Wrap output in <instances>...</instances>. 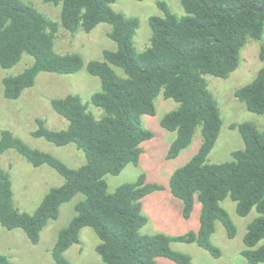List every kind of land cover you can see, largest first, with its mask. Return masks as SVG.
I'll use <instances>...</instances> for the list:
<instances>
[{
    "label": "trees",
    "instance_id": "trees-1",
    "mask_svg": "<svg viewBox=\"0 0 264 264\" xmlns=\"http://www.w3.org/2000/svg\"><path fill=\"white\" fill-rule=\"evenodd\" d=\"M117 0H45L62 6L60 21H54L23 0H0V68L12 69L25 55L34 62L23 72L3 80L4 95L18 100L36 85L41 73L71 75L82 71L80 54H60L56 39L61 28L75 35L91 33L109 24V37L118 48L106 50L103 61H90L88 72L101 80V91L91 103L103 114L97 118L81 97L69 95L51 100L53 109L69 124L64 130L48 128L38 119L32 133L58 146L74 144L87 162L71 168L56 156L34 149L9 130L2 131L0 154L16 150L35 168L49 166L65 180L52 188L33 213L15 206L10 174L0 168V225L8 230L22 229L37 245L50 221L57 220L64 204L77 195L85 199L76 205V215L60 231L52 249L56 264H72L65 256L81 243V232L91 228L100 239L97 253L102 264H160L165 258L176 264H195L188 254L173 250V243L197 244L215 259L222 256L212 243L221 222L230 239L237 227L222 203L230 198L240 217L255 209L258 216L247 226L242 256L248 264H264V130L250 122L233 124L244 140V149L234 151L232 160L210 164L208 159L220 137L223 119L219 103L209 89L207 76L228 80L240 67L242 52L251 42H262V67L256 78L238 89L237 99L247 109L264 118V0H181L186 15L174 14L165 2L158 6L164 16H153L151 45L143 52L136 48L140 28L138 18L114 10ZM141 2L143 0H134ZM121 69L125 76L118 75ZM163 95L179 106L162 119V127L177 136L167 154L177 159L192 146L199 130L198 152L171 176V193L183 203V216L189 220L196 201L201 204L198 231L180 236L163 233L145 235L149 223L143 201L166 186L148 181L142 174L113 193L108 175L119 176L128 165H140L143 144L155 133L142 123L144 115L155 116L156 101ZM0 264H11L0 254Z\"/></svg>",
    "mask_w": 264,
    "mask_h": 264
},
{
    "label": "rangeland",
    "instance_id": "rangeland-1",
    "mask_svg": "<svg viewBox=\"0 0 264 264\" xmlns=\"http://www.w3.org/2000/svg\"><path fill=\"white\" fill-rule=\"evenodd\" d=\"M23 1L51 20L60 21L62 6L55 7L45 3V0ZM159 2L167 3L172 12L179 17L186 15L181 0H143L141 2L117 0L113 5L115 11L140 20V28L135 38L139 52L145 51L151 45L150 18L164 16L158 6ZM111 29L109 24H101L91 33L80 31L73 35L61 28L56 39V51L60 54H80L85 61L84 69L71 75L41 73L36 85L24 91L18 100L5 98L3 80L23 72L34 62V59L25 55L14 68H0V139L2 131L9 130L34 149L56 156L71 168H79L86 164L85 153L78 150L74 144L58 147L45 139L33 137L32 133L38 129V119L45 120L48 128L52 130H64L68 127L69 122L51 105V100L56 98L79 96L85 104H90L89 110L97 118L102 116L103 111L91 103L93 95L101 91L102 83L98 77L88 72L87 65L90 61H103L104 51L117 50V44L109 37ZM262 44V42L253 41L245 48L239 69L228 80L213 76L206 77L209 89L219 103L223 119L220 137L208 159L210 164L231 161L234 151L244 149L245 144L241 133L238 129L231 128L233 124L250 122L257 125L261 131L264 130V118L250 112L235 95L238 89L251 83L261 69L262 63L259 56ZM114 69L118 75L125 76L121 69ZM178 106L176 101L166 100L161 95L156 101V115L142 117L143 126L153 131L155 138L143 144L144 153L140 165L136 167L130 164L119 176L106 177L111 193L126 183L137 181L142 174L147 175L149 182L166 186L165 190L155 192L143 201L144 213L150 221L142 231L145 235L163 233L169 236H180L188 231H195L196 226L200 225L201 204L196 201L193 219L187 221L182 216V211L175 205L180 200L174 197L169 188L172 174L192 159L202 141L201 130H199L191 147L183 151L177 159L168 160V151L177 134L165 130L161 122L167 113L177 109ZM0 168L11 176L15 206L20 211L30 214L38 209L52 188L65 183L64 178L53 168L47 165L35 168L16 150L0 154ZM84 199L85 196L79 194L71 202L64 204L59 218L50 221L37 245L29 240L24 230H8L0 225V254L8 256L11 264H56L52 249L60 231L66 228L76 215V205ZM222 206L229 212L238 231L237 236L230 239L224 225L221 222L217 223L212 243L221 249V258L215 259L197 244L173 243V250L190 255L195 264H248L242 256L245 249L243 240L247 233V226L258 216V213L254 209L247 217H240L236 211V203L230 198L226 199ZM183 207L182 203V210ZM166 214L169 215L167 220ZM170 233L173 234L170 235ZM99 243L100 239L94 230L84 228L81 232V243L71 247L65 256L72 264H102V259L97 253ZM158 261L160 264H176L165 258Z\"/></svg>",
    "mask_w": 264,
    "mask_h": 264
},
{
    "label": "crops",
    "instance_id": "crops-1",
    "mask_svg": "<svg viewBox=\"0 0 264 264\" xmlns=\"http://www.w3.org/2000/svg\"><path fill=\"white\" fill-rule=\"evenodd\" d=\"M175 205H176V207L178 208V210H181L182 213H183V210H182V202H181V201L176 202ZM182 213H181V214H182ZM168 216H169L168 214L165 215L166 220H167ZM182 216H183V214H182ZM183 217H184V216H183ZM191 219H193V218L191 217L189 220H187V219H185V220L190 221ZM149 222H150V221H149ZM199 226H200V225L196 226V228H195L194 230H195V231H198ZM179 230H180V228H179ZM191 231H192V230H191ZM159 232H160V231H159ZM188 232H190V231H188ZM188 232H186V233H188ZM186 233H185V234H186ZM172 234H173V233H170V235H172ZM180 235H182V234H180ZM183 235H184V234H183ZM175 236H178V235H175Z\"/></svg>",
    "mask_w": 264,
    "mask_h": 264
}]
</instances>
